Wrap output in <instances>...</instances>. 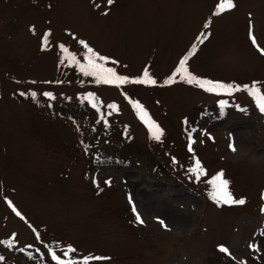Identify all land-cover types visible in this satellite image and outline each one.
<instances>
[{"label":"rangeland","instance_id":"rangeland-1","mask_svg":"<svg viewBox=\"0 0 264 264\" xmlns=\"http://www.w3.org/2000/svg\"><path fill=\"white\" fill-rule=\"evenodd\" d=\"M233 2L216 15L220 0H0V264H56L52 252L76 264H264V112L246 90L264 95V54L248 38L249 29L264 46V0ZM81 40L119 75L147 69L157 83L97 84L61 63L60 45L85 62ZM185 56L198 79L240 91L208 92L178 76L165 83ZM222 99L228 113H210ZM72 102L88 111L58 113ZM128 142L164 169L138 156L96 166ZM197 160L206 173L198 181ZM221 171L244 205L210 199L208 181ZM26 245L40 256L17 249Z\"/></svg>","mask_w":264,"mask_h":264},{"label":"snow or ice","instance_id":"snow-or-ice-1","mask_svg":"<svg viewBox=\"0 0 264 264\" xmlns=\"http://www.w3.org/2000/svg\"><path fill=\"white\" fill-rule=\"evenodd\" d=\"M113 0H108V3L111 4ZM236 5L234 4L233 0H220V3L216 9V15H220L224 13L226 10H231L235 8ZM207 27V25H205ZM208 38L206 33H202L200 37H198V42L203 44L204 41ZM253 44H257V39L255 36L252 37ZM83 47L86 49V55L84 56V63H81L79 60L76 59L75 55H67L68 49L63 45H60L61 52L66 54L64 55V60H67L69 64H74L79 71L87 77H93L97 84H104V85H114L116 87H120L126 84H140V85H155L157 81L149 75L147 69L143 72L142 78L138 79H130L126 76L119 75L115 68L113 67H106L105 65L109 62V58L99 55L93 48L89 47L87 43L84 41H80ZM43 48L46 49L48 45V38L45 36L42 40ZM261 53L264 54V46H259ZM196 52V45L194 44L191 53ZM188 57L185 56L180 62L179 66L173 73V75L165 82L168 84L174 83L176 77L178 76L181 80L185 81L188 84H195L200 88L205 89L208 92H227L231 93L233 91H240L238 87H234L232 85H227L220 82H213L211 80L206 79H198L196 76L190 73L187 67ZM111 63L115 64L116 61H111ZM251 96L256 99V103L261 112H264V95L261 94V89L258 88L255 84H253L250 88L246 89ZM23 95V93H21ZM33 97H35V93H32ZM49 98L54 99L51 97L50 94ZM86 99L92 101L94 97L88 96ZM113 111L116 110L115 105H110ZM133 107L136 109L137 113L139 114L140 119L148 126L152 137L159 141L163 132L158 124L153 122L149 117L148 113L145 111L144 107L140 103H135ZM232 151H236L235 146L230 145ZM191 174L196 178L198 181L201 176L206 175L204 172L201 163L199 160L195 162V166L190 169ZM208 184L211 186L210 192V199L213 200L218 206L220 205H244V199H234L232 193L229 191V182L224 178L223 171L216 174L211 180L208 181ZM129 201L131 203V197H129ZM133 212L135 213V220L138 224L143 225L145 222L142 219L141 215L136 211L135 205H133ZM19 215V213H17ZM163 227L167 228V224L164 220L158 221ZM8 246H12V241L7 242ZM75 249L68 248L67 253L74 252ZM220 251L223 253H227L229 250L225 247H221ZM3 258L0 257V260ZM52 259L56 261V264H76L75 261L72 259L62 260L60 257L56 255L55 252H52ZM100 260L101 257H87L84 259L83 264H89V260Z\"/></svg>","mask_w":264,"mask_h":264},{"label":"trees","instance_id":"trees-1","mask_svg":"<svg viewBox=\"0 0 264 264\" xmlns=\"http://www.w3.org/2000/svg\"><path fill=\"white\" fill-rule=\"evenodd\" d=\"M79 105L76 104H64L60 107V112L64 113V112H72V111H77L79 109ZM137 152L138 156L142 161V163L145 164L146 167L149 168H156L159 169L160 167V163L159 161L155 158L149 155V153H147L148 151L140 148L139 146L135 145V144H131L128 148V152L125 155L126 158H117V159H102L100 162L96 163V166H99L101 164H118L120 165L121 163L126 164V163H131L133 162L132 158H134V153ZM144 158V159H143Z\"/></svg>","mask_w":264,"mask_h":264},{"label":"bare ground","instance_id":"bare-ground-1","mask_svg":"<svg viewBox=\"0 0 264 264\" xmlns=\"http://www.w3.org/2000/svg\"><path fill=\"white\" fill-rule=\"evenodd\" d=\"M232 135H230V139H232V138H235V134H233V133H231ZM232 141H233V139H232Z\"/></svg>","mask_w":264,"mask_h":264}]
</instances>
